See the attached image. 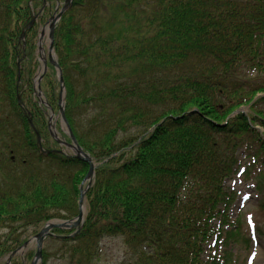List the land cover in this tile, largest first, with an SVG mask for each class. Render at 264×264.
I'll use <instances>...</instances> for the list:
<instances>
[{
	"label": "trees",
	"instance_id": "16d2710c",
	"mask_svg": "<svg viewBox=\"0 0 264 264\" xmlns=\"http://www.w3.org/2000/svg\"><path fill=\"white\" fill-rule=\"evenodd\" d=\"M55 4L0 0V264L28 229L78 213L87 171L73 156L39 149L58 146L33 83L39 28ZM73 4L53 45L65 114L102 164L85 197V225L64 241L67 264L101 258L106 237L123 241L126 256L117 264H217L203 259L207 242L240 239L235 228L224 229L234 198L224 186L233 148L259 144L254 159L264 164L253 114L229 117L264 88V75L250 77L264 69V0ZM50 67L44 86L58 109ZM259 105L264 99L251 104Z\"/></svg>",
	"mask_w": 264,
	"mask_h": 264
},
{
	"label": "rangeland",
	"instance_id": "374dc122",
	"mask_svg": "<svg viewBox=\"0 0 264 264\" xmlns=\"http://www.w3.org/2000/svg\"><path fill=\"white\" fill-rule=\"evenodd\" d=\"M63 1V0H60ZM63 2L60 3V6ZM53 11V9H52ZM49 19V18H48ZM47 43V40H46ZM47 49V48H46ZM47 51V50H45ZM48 55V54H47ZM262 59V58H261ZM264 75V69H253V75L250 77H258ZM43 90V89H42ZM44 92V91H43ZM251 93L254 94L255 99H264V88L260 87V89L252 90ZM42 98L45 99V96ZM246 113L251 112L253 116H249L250 118L255 119V124H253V129L257 132V140L260 143H264V106L253 108L251 105H247ZM80 127V125L78 126ZM255 132V131H254ZM66 141H70V139L63 135ZM62 137V138H64ZM78 138V137H77ZM93 138V137H91ZM94 139V138H93ZM79 140V139H78ZM92 143V142H89ZM80 145V144H79ZM259 145V144H258ZM257 145V147H258ZM51 146H55L54 142ZM82 146V145H81ZM57 147V146H56ZM84 147V145H83ZM256 148H253L254 151H247L244 147H239L236 145L233 148V153L236 157V163L232 167L233 169L228 172L226 177L224 178V186L231 195L234 194L235 200L230 207V220L234 221L232 224L234 228L242 231L243 235L248 238L247 241L244 240V237L240 232H236L241 240L238 241H228L229 243H225L223 246L216 245L215 247L211 246L209 248L210 243H208L205 247L204 258L207 259L210 255H217L220 258L224 254L225 247L229 250L228 257L230 258V262L228 264H264V191H260V182L263 180L261 176L264 175V164L260 167L259 164L253 162V157L255 153L257 154ZM57 148H60L65 153L70 154L73 153L71 148H67L64 145H59ZM86 148V147H85ZM85 148H83L85 150ZM263 160V153L258 155ZM227 164V161L224 162ZM246 169L243 171V169ZM243 168V169H242ZM242 169V170H241ZM86 173L84 174L85 177ZM249 191L250 197L248 201L243 203V194ZM87 206V198L85 199ZM84 202V206H85ZM243 203V207L242 204ZM83 221L81 225H83ZM256 223V236H252L249 231L250 222ZM41 227V226H40ZM40 227L36 230H31L30 233L32 236L39 231ZM227 229L230 227L226 226ZM63 230V229H62ZM66 232L56 230L57 234H67L68 232L75 231V229H65ZM30 237V236H29ZM30 238V239H31ZM250 238V239H249ZM247 242V243H246ZM63 243L58 240L47 239L44 244V260L42 264H67V259L63 257V250L67 249L66 245H62ZM103 254L99 260L95 261L92 264H117L119 261L123 260L126 256V249L123 247V242L120 238H107L103 242ZM220 245V243H219ZM37 250V242L36 240L29 241L28 245L22 249L18 256L13 259V263L20 261L22 264H30L33 254ZM102 250V249H101ZM216 252V253H215ZM47 253V257H46ZM253 256V259L250 261V256ZM47 258V259H46ZM7 261V260H6ZM223 262V261H222Z\"/></svg>",
	"mask_w": 264,
	"mask_h": 264
},
{
	"label": "water",
	"instance_id": "95a60500",
	"mask_svg": "<svg viewBox=\"0 0 264 264\" xmlns=\"http://www.w3.org/2000/svg\"><path fill=\"white\" fill-rule=\"evenodd\" d=\"M72 4V0H66V3L64 5V7L61 9V11L58 13V14H55L51 20H52V24L50 25V30H51V33L49 36H53V28H54V25L55 22L60 18V16L62 15V13L67 10L70 5ZM50 59L51 61H53L56 66L58 65L52 55V47H51V53H50ZM59 68V66H57ZM59 71H60V78H61V81L62 80V76H61V70L59 68ZM63 93H64V87L62 86V90H61V95L59 96L60 97V100H61V106L63 104ZM60 106V107H61ZM61 112H62V117H63V125L64 127H66V130L68 131L71 139H72V143H70L69 145L74 149L77 157H80L81 159H84L86 160L89 165H90V168H89V171L85 177V179L83 180L82 184H81V195H80V201H79V205H80V214H79V217L77 218L78 221L77 222H73V221H63L61 223H48L43 229L42 231H40V233L37 234V240H38V251H36V256L35 258L33 259L32 263L31 264H37L41 258V255H42V245H43V240H44V236H46L47 234H49V230L50 228H54V227H70V226H73L74 224H78L80 223V221L82 220V217H83V211H84V208L83 207V200H84V190H83V185L85 183V181L87 180H91L92 179V176L94 175V169H95V164H94V161L93 159L90 157V155L88 153H86L81 147L80 145H78V141L76 140V138L74 137L72 131H71V128L69 127V124L64 116V112H63V108L61 107ZM54 136L56 137V134L53 132ZM66 144H68L67 142H65Z\"/></svg>",
	"mask_w": 264,
	"mask_h": 264
}]
</instances>
